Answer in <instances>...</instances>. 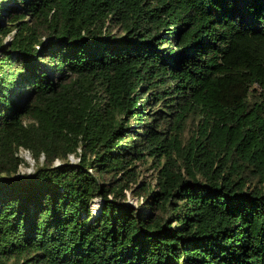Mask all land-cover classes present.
I'll list each match as a JSON object with an SVG mask.
<instances>
[{
  "label": "trees",
  "instance_id": "1",
  "mask_svg": "<svg viewBox=\"0 0 264 264\" xmlns=\"http://www.w3.org/2000/svg\"><path fill=\"white\" fill-rule=\"evenodd\" d=\"M0 264H264V0H0Z\"/></svg>",
  "mask_w": 264,
  "mask_h": 264
},
{
  "label": "rangeland",
  "instance_id": "2",
  "mask_svg": "<svg viewBox=\"0 0 264 264\" xmlns=\"http://www.w3.org/2000/svg\"><path fill=\"white\" fill-rule=\"evenodd\" d=\"M19 157L22 158L25 161V165L24 166L22 165L19 168V172H18L19 175L20 176H30V175H32L35 172L36 164H35L34 160L31 158V156L29 155V153L21 150L19 152ZM69 160H70L71 163L76 162V159L73 158V157H70ZM43 161H44V158H41L40 159V163L42 164ZM55 165L59 166V165H61V163L57 161V162H55ZM140 171H141L140 172L141 174H140V178H139V181H138V184H137L136 188H142L143 186H145L148 183H154V171L152 170V167H151L150 164L144 166L143 168H141ZM125 194L129 198V202L128 203H130V204H132L134 206H136L138 204V200L136 198H132L129 193H125ZM98 203L99 202L96 201L93 204V206H92L93 211L96 210L95 207L98 206Z\"/></svg>",
  "mask_w": 264,
  "mask_h": 264
},
{
  "label": "bare ground",
  "instance_id": "3",
  "mask_svg": "<svg viewBox=\"0 0 264 264\" xmlns=\"http://www.w3.org/2000/svg\"><path fill=\"white\" fill-rule=\"evenodd\" d=\"M29 157V156H28ZM98 206L95 207V209H97Z\"/></svg>",
  "mask_w": 264,
  "mask_h": 264
}]
</instances>
